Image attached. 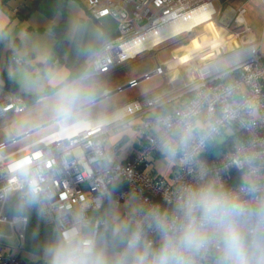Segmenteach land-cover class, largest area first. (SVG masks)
Wrapping results in <instances>:
<instances>
[{
	"label": "built area",
	"instance_id": "obj_1",
	"mask_svg": "<svg viewBox=\"0 0 264 264\" xmlns=\"http://www.w3.org/2000/svg\"><path fill=\"white\" fill-rule=\"evenodd\" d=\"M83 1L93 19L113 17L118 27L115 35L85 54L75 81L97 80L101 97L110 100L112 94L154 74L164 76L165 69L156 62L150 72L113 90L104 85L105 75L143 53L156 54L187 37H205L181 63L191 80V99L152 113L161 107V100L135 98L119 107L112 104L113 110L123 111L119 117L108 115L97 122L80 119L62 126L57 117L55 131L8 154L2 151L31 131L16 135L12 120L3 123L8 137L0 141V222L8 223L12 232L16 227L24 230L27 216L9 218L6 208L14 199L26 202L30 195L43 221L55 226L67 246L62 262L38 264H77L81 258L95 264L103 252L98 249L100 237L110 230V222L105 217L94 219L93 214L103 208L111 187L120 184L113 201H132L135 210L133 229L113 264H124L126 251L140 243L151 260L163 243L158 219L178 226L183 220L180 204L188 189L212 182L247 200L240 189L250 173L264 184V52L247 25L244 4L233 5V0ZM4 2L0 0V7ZM209 23L217 34L207 29L196 33ZM227 41L231 47L224 49ZM149 42L152 49H144ZM210 55L217 58L207 61ZM227 55L233 57L229 62ZM12 62L22 64L24 59L12 53ZM27 110L23 95L0 84V119H17ZM199 117L203 126L194 124ZM116 126L133 129L143 138L139 149L124 160L119 159L115 145L103 144L108 128ZM225 129L232 130L227 140L216 143L214 136ZM235 136L239 142L233 141ZM209 144L222 148L215 158H206ZM167 150L168 157L176 159L175 172L171 176L147 174L148 158ZM191 259L194 264H219L214 246ZM0 264L28 263L0 245Z\"/></svg>",
	"mask_w": 264,
	"mask_h": 264
},
{
	"label": "crops",
	"instance_id": "obj_2",
	"mask_svg": "<svg viewBox=\"0 0 264 264\" xmlns=\"http://www.w3.org/2000/svg\"><path fill=\"white\" fill-rule=\"evenodd\" d=\"M33 1L34 0H5L0 7V64H2L0 76L3 81L2 84H4L3 72L5 71L10 80L17 85L20 92L29 94L42 92L46 89L52 90L50 94L38 97L36 101L44 97L49 98L52 95H58L61 89L72 88L73 86L87 87L88 90H86L84 97L74 102L72 109H74L73 107L76 105H85L87 101L95 100L96 97L101 96V84L96 87H89L94 82H98L97 80L84 82L75 81V79L70 81L68 79L71 75V67L81 63V61L82 65H84L83 58L91 48L116 34L118 21L109 16L102 17L98 20L93 19L88 13L85 1L78 0L83 6V12L80 14V18L77 22H74L73 19V23L70 24L66 16L67 0H38L35 4ZM247 1L248 0H233L232 4H244V6H246L245 4ZM245 19L261 51L264 52V20L258 22L246 17ZM49 28L50 31H48ZM215 31V34H217L216 28L214 31L209 30V32L213 33ZM61 33L63 34L65 43L58 54V58L44 67L43 63L47 60L48 55L52 51L58 49V36ZM221 34L222 33H220V35ZM193 50L194 47L190 49L191 52H193ZM190 51L188 53L180 52L181 60L188 58L187 55L190 56ZM158 52H156V54L143 53L144 55L141 54L138 59L145 56H152L154 58V63L149 70L151 71L156 62L160 63L157 58ZM12 53L24 59L25 66L29 69L28 74L32 73V78H35V86H27V82L23 79H19L18 74L12 68V70L8 69L12 62ZM130 64L120 69L124 70ZM164 69V76L154 74L148 79L139 81L134 87L124 88V91L126 89L131 90L130 95L125 99L119 97L117 98V102L113 101V94L110 100L102 98L107 100V102L101 105L97 112L93 115L82 116L79 119H89L97 122L112 114V118H117L121 114L120 109L113 110L111 108L112 104L119 107L135 98L144 99L147 97L161 100L163 102L161 107L152 110V113L168 110L180 102L184 103L190 100L191 93L189 89L192 84L181 64L176 61L174 64L171 63V65L165 66ZM145 72H148V70L125 72L119 78L111 80L113 75L112 72L105 75L103 82L106 88L113 90L118 86H125L131 79L140 78ZM34 103L36 102L28 104V110L25 115L33 112ZM60 106L61 104L56 107H50L45 113L31 115L30 123L27 124L28 127L34 128L38 125L47 123L46 121L51 117L60 115ZM194 124L195 126H203L201 117L196 118ZM6 137H8V135ZM3 140L6 139L0 138V141ZM142 142L143 138L140 134L133 129H124L121 126L108 128L107 138L105 137L103 139V144L106 147L112 145L117 147V154L121 160L128 158L136 152ZM168 155L169 151L165 154L151 155L145 167L146 173L149 175L171 176L176 170L174 166L176 159L174 158L173 160L169 158ZM103 210L106 216H98L95 214L93 218H107L110 222V230L102 233L98 249L110 251L114 257L115 253H117L115 251H119V249L122 248L133 229L131 216L135 210V205L132 201H124L116 204L113 200H107L103 206ZM117 225L120 226L118 230H116ZM138 247L142 249V243H140ZM23 259L28 264L39 263L34 256L30 258L25 257ZM88 263V258H81L77 261V264Z\"/></svg>",
	"mask_w": 264,
	"mask_h": 264
},
{
	"label": "clouds",
	"instance_id": "obj_3",
	"mask_svg": "<svg viewBox=\"0 0 264 264\" xmlns=\"http://www.w3.org/2000/svg\"><path fill=\"white\" fill-rule=\"evenodd\" d=\"M74 99L71 93L62 100L59 111L65 119L72 116ZM240 191L247 200L212 182L188 189L180 204L182 222L158 219L163 243L151 260L141 255L138 264H194L191 258L210 246L219 264H264V184L250 173Z\"/></svg>",
	"mask_w": 264,
	"mask_h": 264
},
{
	"label": "rangeland",
	"instance_id": "obj_4",
	"mask_svg": "<svg viewBox=\"0 0 264 264\" xmlns=\"http://www.w3.org/2000/svg\"><path fill=\"white\" fill-rule=\"evenodd\" d=\"M245 5H246L245 6L246 11H247L246 15H245L246 18H250L251 20L258 21V22H261L262 20H264V4H262L260 2V0H248ZM82 12H83V6L81 5V3L78 0H67L66 1V16H67V21L70 24L73 23V19H74V22H77L78 19L80 18V14ZM206 29L208 31L209 30H211V31L215 30L214 26H212V24L209 23V24L205 25V28L196 29V33L199 32L200 34L201 33L204 34ZM48 31H50V28L48 29ZM215 33H216V31L214 32V34ZM204 39H205V37L196 38V37L192 36L191 38L187 37V38L182 39L180 41L167 44L157 53V58L159 59V61L163 67H165L167 65H171V63L174 64L176 61L181 64L182 60H181L179 53L180 52L181 53H185V52L188 53L191 48H193V47L196 48V46L199 45V42L203 41ZM230 47H231L230 41L224 42V49H228ZM196 49H198V48H196ZM226 53H228V52H226ZM142 55H144V54H142ZM187 56L189 57V55H187ZM215 58H217V56L210 55V56L206 57V60L209 61V60H212ZM226 58H227L226 62H229L232 60L233 57L227 55ZM0 62H1V60H0ZM45 62H46V60L44 61V63ZM44 63H43V65H44ZM153 63H154V58L152 56H145L141 59L134 61L133 63L128 65L127 68L124 70L120 69V70L114 71L113 75L111 77V80H115V79L119 78L125 72H140L143 70H148V72H150L149 70L152 68ZM12 64L13 63L11 62L10 66L8 68L9 70L13 69L18 74L19 79H23L27 82V86H35V84H36L35 78H32V76H33V75H31L32 73L28 74L29 69L27 68V66H25V61L22 64H13V65ZM1 70H2V64H0V73H1ZM94 80L95 79H92L90 81H94ZM2 82L3 81H2V78L0 76V84H2ZM99 84L100 83H98V82H94L89 87L90 88L96 87ZM86 90H88L87 87L83 88L80 86H73L72 88H67V89H63V90L61 89V90H59L60 93H58V95H55V96L52 95L49 98L44 97L43 99L38 100L39 102L35 101L36 103H34L33 112H31L27 115H23L17 119H14L11 116L1 118L0 119V138L7 139L6 136L8 135V131L5 128L1 127V125L3 123L12 120V128L11 129H12L13 133L16 135H21L25 131L33 129V127H28V125H27L30 123V120H31L30 116L31 115H36L38 113H45L48 111V109L50 107L58 106L59 104L62 103L63 98L65 96H67L68 94H71V93H75L74 102L79 101V100H81V98L84 97ZM123 91H121L122 93L117 92L116 94H113V101L117 102V98L121 97V99H125V98H127V96L130 95L131 90L126 89L124 92ZM99 97L100 96L96 97V99ZM88 102H90V101H87V103ZM105 102H107V100L100 99L97 102L89 104V105L85 106L84 108L72 113L71 118L65 119L64 117H62L60 119V123L62 126H67L69 124H72V123L80 120L79 118H81L82 116L93 115L95 112H97L100 109L101 105H103ZM37 103H39V104H37ZM77 107H79V105L78 106L76 105L73 108L75 109ZM71 110H73V109H71ZM60 116H62V115L60 114L56 117H51L46 122L52 121L55 118L60 117ZM57 128H58V125L55 122H52L51 124L41 128L39 130L32 132L30 135L21 137L17 142L10 144L6 149H4L2 151V154H8L14 150H17L23 146H26L32 142H35V141L39 140L40 138L44 137L45 135L49 134L50 132H52L53 130H55ZM231 131H232L231 129H225L220 134H216L214 136L215 142L219 144V143H223L224 141H226L227 140L226 136L229 135V133ZM233 141L239 142V137L235 136ZM221 150H222V148H220V147L215 149L217 154H219ZM167 152H168V150L166 151V153ZM8 208H9V206H7V208H6V213L9 216V218H13L14 215H11ZM119 227L120 226L117 225L116 230H118ZM23 234H24V230L22 228L16 227L14 229V232H12V229L8 223L0 222V245L2 247H4L5 249H7L8 251H10L11 253L19 255L22 258L33 257L31 254L24 251L21 247L22 240H23ZM115 252L118 253V251H115ZM117 253H115V256L117 255ZM141 255L145 256L146 260H149V256H148L147 252L143 251L138 246L132 247L131 249L127 250L125 253L124 264H138V258Z\"/></svg>",
	"mask_w": 264,
	"mask_h": 264
},
{
	"label": "trees",
	"instance_id": "obj_5",
	"mask_svg": "<svg viewBox=\"0 0 264 264\" xmlns=\"http://www.w3.org/2000/svg\"><path fill=\"white\" fill-rule=\"evenodd\" d=\"M38 0H34L35 4ZM65 43V39L63 38V34L61 33L58 36V46L57 50L60 53L61 48ZM83 65L81 63L71 67V75L68 80H73L75 77L79 75L82 71ZM4 78V86L15 90L26 98L28 104L33 103L37 100L38 97L50 94L52 90L46 89L42 92L38 93H23L18 90L17 85L12 82L9 76L3 72ZM239 133V132H238ZM218 148V145L209 144L208 153H206V158L211 159L215 158L217 152L215 149ZM120 184L113 185L111 187V195L108 201L113 200L116 192L121 188ZM26 202L22 199H14L9 205V212L11 215H25L27 216V223L24 229L23 240H22V249L32 256L36 258L37 261H46L49 263H59L62 262L67 254V246L62 241L61 237L58 234L55 226L51 224H47L43 221L41 217V211L39 205L35 202L32 196L28 195L26 198ZM109 206V205H108ZM98 216H106L103 208L95 212L93 215ZM99 247V245H98ZM23 259V258H22ZM24 260V259H23ZM98 260L102 261V264H113V256L110 251H103L101 255L98 257Z\"/></svg>",
	"mask_w": 264,
	"mask_h": 264
},
{
	"label": "water",
	"instance_id": "obj_6",
	"mask_svg": "<svg viewBox=\"0 0 264 264\" xmlns=\"http://www.w3.org/2000/svg\"><path fill=\"white\" fill-rule=\"evenodd\" d=\"M58 54H59V52H58L57 49L54 50V51H52V52L48 55V58H47L46 62L44 63V67L47 66L48 64H50V63H51L52 61H54L55 59H57V58H58ZM102 98H103V97L100 96L99 98H97V99H95V100H92V101L86 103L85 105H81V106H79V107L73 109V110H72V113H74V112H76V111H78V110L84 108L85 106H87V105H89V104H92V103H94V102H96V101H98V100H100V99H102ZM62 117H63V116H60L59 118H62ZM52 122H53V120H52V121H49V122H47V123H44V124H42V125H39V126L33 128V129H31L30 131H31V133H32V132H34V131H36V130H39V129H41V128H43V127H45V126L51 124Z\"/></svg>",
	"mask_w": 264,
	"mask_h": 264
},
{
	"label": "bare ground",
	"instance_id": "obj_7",
	"mask_svg": "<svg viewBox=\"0 0 264 264\" xmlns=\"http://www.w3.org/2000/svg\"><path fill=\"white\" fill-rule=\"evenodd\" d=\"M144 49H152V43L151 42H149L148 44H145V46H144ZM120 113L122 114L123 113V111H120ZM113 115V114H112ZM119 115V114H118Z\"/></svg>",
	"mask_w": 264,
	"mask_h": 264
}]
</instances>
